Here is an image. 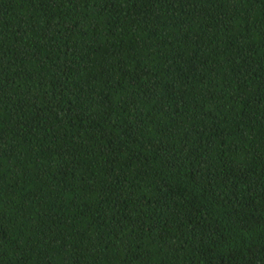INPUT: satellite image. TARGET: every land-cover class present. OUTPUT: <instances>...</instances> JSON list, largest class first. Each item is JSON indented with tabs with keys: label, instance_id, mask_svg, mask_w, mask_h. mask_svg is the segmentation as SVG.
<instances>
[{
	"label": "trees",
	"instance_id": "16d2710c",
	"mask_svg": "<svg viewBox=\"0 0 264 264\" xmlns=\"http://www.w3.org/2000/svg\"><path fill=\"white\" fill-rule=\"evenodd\" d=\"M0 264H264V0H0Z\"/></svg>",
	"mask_w": 264,
	"mask_h": 264
}]
</instances>
